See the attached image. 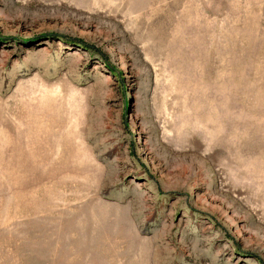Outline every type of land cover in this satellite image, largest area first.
Segmentation results:
<instances>
[{"label": "rangeland", "instance_id": "obj_1", "mask_svg": "<svg viewBox=\"0 0 264 264\" xmlns=\"http://www.w3.org/2000/svg\"><path fill=\"white\" fill-rule=\"evenodd\" d=\"M0 264H264V0H0Z\"/></svg>", "mask_w": 264, "mask_h": 264}]
</instances>
